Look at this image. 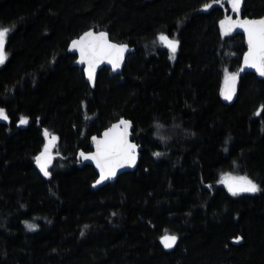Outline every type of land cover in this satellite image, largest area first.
Listing matches in <instances>:
<instances>
[{
    "label": "trees",
    "instance_id": "trees-1",
    "mask_svg": "<svg viewBox=\"0 0 264 264\" xmlns=\"http://www.w3.org/2000/svg\"><path fill=\"white\" fill-rule=\"evenodd\" d=\"M230 14L227 0H0V264H264V76L241 74L223 101L225 70L239 72L246 50L241 33L224 35ZM232 16L264 18V0ZM93 27L135 50L91 88L67 47ZM160 33L179 41L174 57ZM121 117L137 166L93 188L76 152ZM45 129L58 138L47 178L35 166ZM226 173L261 191L233 196Z\"/></svg>",
    "mask_w": 264,
    "mask_h": 264
},
{
    "label": "snow or ice",
    "instance_id": "snow-or-ice-1",
    "mask_svg": "<svg viewBox=\"0 0 264 264\" xmlns=\"http://www.w3.org/2000/svg\"><path fill=\"white\" fill-rule=\"evenodd\" d=\"M215 3H219L220 0H214ZM231 4V7L235 10H239L241 0H227ZM205 8L211 7L210 4L204 5ZM220 26L224 31V35L231 33L234 28H243L247 34L248 51L244 54L243 63L248 67L255 68L261 76H264V18L259 20H232L231 17H226L221 20ZM9 28L0 27V64L5 59V43L9 33ZM159 41L165 44L173 53V57L179 46V41L170 39L166 34L160 33L158 37ZM72 48H78L80 53V63L86 64L85 72L90 82H95V73L97 65L104 60H108L112 64L114 69H118L121 66L124 52L127 50V45H118L111 43L108 39L106 32L96 33L94 31L85 32L79 39L71 42ZM225 76V83L234 85L238 79L239 72H227ZM243 71V68L240 69ZM224 98L227 100L232 99V88L228 87L223 92ZM0 118L8 120L9 117L5 109L0 108ZM28 123L27 117H21L19 124L24 125ZM131 122L121 119L117 124H113L112 127L106 129L101 137H92V141L95 143L96 150L94 152L86 153L84 151L79 152V156L84 160H93L96 162V167L99 169V179L95 181V185L101 184L110 178H113L117 174V170L124 166L134 167L137 163L138 146L129 140V129ZM157 129L163 127L157 124ZM159 139L166 140L167 137L161 135L157 131ZM44 135L49 138V142L43 147V150L35 157V161L43 173L44 177H51L50 165L54 159L52 154V147L54 146L57 137L50 135L48 131L44 130ZM153 155L159 157L164 155L161 152H155ZM222 183L226 184L228 191L233 195H239L241 193H257L261 191V188L248 176H233L230 173H226L222 179ZM210 187V186H209ZM28 229L34 230L38 226L33 223L27 224ZM81 235H84L81 232ZM163 244L166 248H171L175 245L178 237L176 235H164L162 238ZM236 239H240L237 237Z\"/></svg>",
    "mask_w": 264,
    "mask_h": 264
},
{
    "label": "water",
    "instance_id": "water-1",
    "mask_svg": "<svg viewBox=\"0 0 264 264\" xmlns=\"http://www.w3.org/2000/svg\"><path fill=\"white\" fill-rule=\"evenodd\" d=\"M244 2H245V0H241V3H240V6H239V10H238V11L234 9L235 12H237V14H238V12L241 10V8L243 7ZM247 19H249V20H259V19H250V18H247ZM240 20H244V19H240ZM90 30L96 32L97 34L100 33V32H106V33L108 34V39H109V41H110L111 43H115V44H118V45H127V46H128L127 50L124 52L123 59H122V61H121V66H120L118 69H114L113 66H112V64L109 63L108 60H104L102 63H100V64L97 65L96 73H95V82H94V86H93V83L90 82V81L88 80V78H87V74H86V72H85V69H86L87 65H86V64H82V63L79 62V61H80V53H79V49H78V48H75V49H74V48L71 47V42H72L73 40H77V39H79V38H80L85 32L90 31ZM232 32H235V33H241V34L243 35L244 40H245V43H246V50H245V52H244V54H245V53L248 51L247 34L244 32V29H243V28H239V27L234 28V30H233ZM167 36H168L170 39H175V38H173V37H171V36H169V35H167ZM175 40H177V39H175ZM162 44H163V43H162ZM163 45H164L167 49H169L165 44H163ZM6 47H7V45H6V43H5V49H4V50H5V55H6ZM134 50H135V47L129 45V44L126 43V42H118V41L112 40V39L110 38V34H109V32H108L107 30H105V29H97V28H94V27H93V28H89V29L83 31L79 36H77V37L73 38L72 40H70V42H69V44H68V47H67V51H68V53L73 54V55L75 56V59H74L73 65L76 66V67H78V68H81V69H82V72H83V75H84V79H85L86 83H88L89 86H90L91 88H94V87H95L97 74H98V72H99L102 68H104V67L108 68V69L111 71V73L114 74V75H116V74H120L121 71H122V69H123V67H124V65H125V62H126L127 57L129 56V54H131L132 52H134ZM244 54L242 55V58H241V68H243V71H239V76H240L241 74L247 72V71H253V72H256V73L259 74V72H258L255 68L248 67V66L244 65V63H243V57H244ZM241 68H240V69H241ZM239 76H238V79H239ZM238 79L236 80V82L234 83V85L226 84V83H225V80H224V82H223V86H222V89H221V96H222V99H223L224 102L228 103V102H231V101H233V100L235 99L236 94H237ZM228 87H231V88H232V99H231V100H227V99H225V98H224V95H223V92H224V91L226 90V88H228ZM261 109H262V107L260 108V110H261ZM121 119H124V120H127V121H130V122H131V120L126 119V118H124V117H121V118L117 119L116 121H113V122L110 123L106 128H104V129H103L98 135H92V136H91V138H90V142H91V150H89V151H84V150L80 149V150H78V151L76 152V159H77V161H78V165L89 164V165L93 166L94 169H95V171H96V173H97V178H96V180L99 179V169L96 167V162L93 161V160H84L82 157L79 156V152H80V151H84V152H86V153L94 152V151L96 150V148H95V143L92 141V137H93V136H96V137H98V138L101 137L102 134H103V132H104L106 129L112 127L113 124H117ZM132 131H133V124H132V122H131V127H130V129H129V140H130L132 143H135V144L138 146V150H137V155H138L137 163H138V160H139L140 155H141V153H140L141 145L138 144L136 141L133 140V134H132ZM48 133H49V132H48ZM49 134H50V133H49ZM50 135H51V134H50ZM54 136H56V135H54ZM44 137H45V143H44V145H45L46 143L49 142V138H50V137H46L45 135H44ZM56 137H57V136H56ZM57 141H58V138H57V140L55 141L54 146H53L52 149H51L53 156H54V149H55V147H56ZM43 147H44V146H43ZM42 150H43V148H42ZM42 150H41V151H42ZM41 151H40V152H41ZM40 152H39V153H40ZM53 160H54V159H53ZM137 163H136V165H135L134 167H132V166H127V165H126V166H124L123 168L118 169V170H117V174H116L115 177L110 178V179H108V180H106V181H103V182H102L101 184H99V185H95V186H93V185L95 184V181H96V180H95V181L93 182V184H92L93 188H97V187L102 186V185H104V184L114 182V181L116 180V178H117L120 174H122V173H124V172H128V171H133V170H135V168H136V166H137ZM52 164H53V161H52ZM52 164L49 166L50 168H51ZM35 166H36L38 172L40 173V175H41L42 177H44V176H43V173L40 171V168H39V166L37 165L36 161H35ZM44 178H47V177H44ZM221 186H223V187L228 191V187H227V185L224 184V183H222V180H221ZM228 192H229V191H228ZM167 234H168V235H174V234H170V233H167ZM164 235H166V234H163V235L160 237V239H159V243H160V245L162 246L163 249L169 251V250H171V249L174 248V246L176 245V243H177L178 240L176 241V243H175V245H174L173 247H171V248H166V247L164 246V244H163L162 239H161ZM176 236H177V235H176ZM239 238H240V237H239ZM237 240H240V239H237Z\"/></svg>",
    "mask_w": 264,
    "mask_h": 264
},
{
    "label": "rangeland",
    "instance_id": "rangeland-1",
    "mask_svg": "<svg viewBox=\"0 0 264 264\" xmlns=\"http://www.w3.org/2000/svg\"><path fill=\"white\" fill-rule=\"evenodd\" d=\"M230 4V3H229ZM231 5V4H230ZM235 10L231 7V14L228 16V17H231L232 20H238L236 17H233L232 16V13L234 12ZM0 120H4L2 118H0ZM21 125V124H20ZM223 179V178H222Z\"/></svg>",
    "mask_w": 264,
    "mask_h": 264
},
{
    "label": "flooded vegetation",
    "instance_id": "flooded-vegetation-1",
    "mask_svg": "<svg viewBox=\"0 0 264 264\" xmlns=\"http://www.w3.org/2000/svg\"><path fill=\"white\" fill-rule=\"evenodd\" d=\"M236 18L238 19V20H240L241 18H239L238 16H236Z\"/></svg>",
    "mask_w": 264,
    "mask_h": 264
}]
</instances>
